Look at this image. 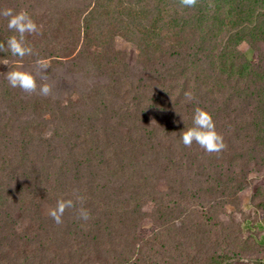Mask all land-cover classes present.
Returning a JSON list of instances; mask_svg holds the SVG:
<instances>
[{"label":"rangeland","instance_id":"1","mask_svg":"<svg viewBox=\"0 0 264 264\" xmlns=\"http://www.w3.org/2000/svg\"><path fill=\"white\" fill-rule=\"evenodd\" d=\"M5 8L40 34L37 55L0 52V264H264V0ZM12 35L0 16V43ZM37 59L50 97L5 78ZM196 108L220 153L183 145ZM74 190L57 225L47 212Z\"/></svg>","mask_w":264,"mask_h":264},{"label":"clouds","instance_id":"2","mask_svg":"<svg viewBox=\"0 0 264 264\" xmlns=\"http://www.w3.org/2000/svg\"><path fill=\"white\" fill-rule=\"evenodd\" d=\"M180 4L185 8H194L198 0H180ZM0 16L7 20V28L14 33L4 43H0V52L10 51L11 55L23 60L25 56L37 55L33 48L26 43V35L40 34L39 27L31 18L26 10L15 11L12 8L0 10ZM3 65L9 66V61L4 59ZM50 68V62L47 59H37L35 62V73L28 70L13 69L5 74L9 85L12 88H19L27 94H39L43 97H50L53 94V85L49 83H38L37 77L45 70ZM181 141L185 147H191L193 143L197 144L206 153H220L226 148L224 137L216 130L212 115L201 108H196L193 116V126L181 133ZM75 200L60 199L55 207L50 208L47 214L53 221L59 225L63 223V216L66 210L76 208V204H83L84 198L74 190ZM77 217L84 221L90 219V213L82 206L76 209Z\"/></svg>","mask_w":264,"mask_h":264},{"label":"trees","instance_id":"3","mask_svg":"<svg viewBox=\"0 0 264 264\" xmlns=\"http://www.w3.org/2000/svg\"><path fill=\"white\" fill-rule=\"evenodd\" d=\"M259 209H260V210H261V209L264 210V204H263V205H259L258 207L255 208V210H259ZM260 210H259V211H260ZM58 233H59V232H58ZM215 264H224V262H219V261H218V262H216Z\"/></svg>","mask_w":264,"mask_h":264}]
</instances>
